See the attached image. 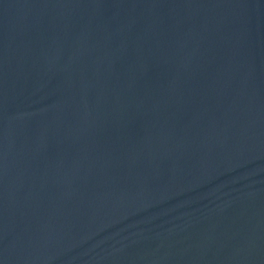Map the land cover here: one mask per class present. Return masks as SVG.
I'll return each mask as SVG.
<instances>
[{
    "label": "water",
    "instance_id": "1",
    "mask_svg": "<svg viewBox=\"0 0 264 264\" xmlns=\"http://www.w3.org/2000/svg\"><path fill=\"white\" fill-rule=\"evenodd\" d=\"M0 264H264V0H0Z\"/></svg>",
    "mask_w": 264,
    "mask_h": 264
}]
</instances>
